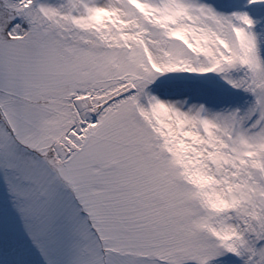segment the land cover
I'll list each match as a JSON object with an SVG mask.
<instances>
[{
  "label": "snow or ice",
  "instance_id": "1",
  "mask_svg": "<svg viewBox=\"0 0 264 264\" xmlns=\"http://www.w3.org/2000/svg\"><path fill=\"white\" fill-rule=\"evenodd\" d=\"M0 264H264V0H0Z\"/></svg>",
  "mask_w": 264,
  "mask_h": 264
}]
</instances>
